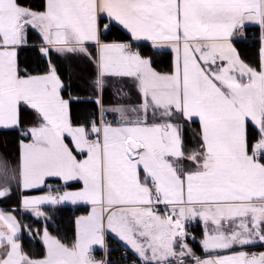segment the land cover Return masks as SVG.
<instances>
[{
    "label": "snow or ice",
    "instance_id": "obj_1",
    "mask_svg": "<svg viewBox=\"0 0 264 264\" xmlns=\"http://www.w3.org/2000/svg\"><path fill=\"white\" fill-rule=\"evenodd\" d=\"M249 25L259 29V70L233 44ZM114 30L127 39L108 41ZM30 34L43 72L21 61ZM68 54L96 69L97 108L83 120L54 62ZM161 56L169 71L158 70ZM113 80L130 81L139 103L106 108L100 96ZM191 124L194 151L183 139ZM0 131L19 137L15 166L0 157V199L13 182L47 189L0 209V264H108L92 254L106 231L143 264H264V252L250 251L264 247V0H45L40 10L0 0ZM63 204L90 206L75 240L45 226L36 235L46 254L29 257L19 211L47 220L42 206ZM197 221L203 257L187 243L186 224Z\"/></svg>",
    "mask_w": 264,
    "mask_h": 264
},
{
    "label": "trees",
    "instance_id": "obj_2",
    "mask_svg": "<svg viewBox=\"0 0 264 264\" xmlns=\"http://www.w3.org/2000/svg\"><path fill=\"white\" fill-rule=\"evenodd\" d=\"M26 2L37 10L45 0H26ZM258 29V26H252ZM30 47L21 54L22 63L28 67L29 71L43 72L47 65L41 58L40 53L36 50L41 43L39 36L30 34ZM108 41H121L127 39V33L114 30L106 36ZM235 47L241 55V58L250 66L259 70L260 63V44L258 39L249 41L236 40ZM92 51V49H89ZM169 57L161 56L159 58L158 70L169 71ZM58 73L62 80L68 86L72 96L78 97L79 101L73 105L74 114L78 115L81 120L96 111L97 106L93 103L97 99V91L93 85L96 69L82 54H68L67 56L54 57ZM32 119L31 114L26 115L25 122L29 123ZM199 126L191 124L186 126L183 133L184 146L187 150L194 151L198 148ZM19 137L10 132L0 131V153L9 161L16 162L18 159ZM4 205H6L3 202ZM19 210V209H17ZM86 207L58 206L49 210L53 222L33 218L30 214L19 211L18 217L23 224L24 234L21 237L23 251L33 259H40L46 254V247L42 244L36 235L38 229L47 226L49 232L60 239L63 243L71 244L76 238L75 219L78 215L85 213ZM194 249L201 253L202 248L198 243H193Z\"/></svg>",
    "mask_w": 264,
    "mask_h": 264
},
{
    "label": "crops",
    "instance_id": "obj_3",
    "mask_svg": "<svg viewBox=\"0 0 264 264\" xmlns=\"http://www.w3.org/2000/svg\"><path fill=\"white\" fill-rule=\"evenodd\" d=\"M252 26H255V25H249L248 27H252ZM235 41H233V44H234ZM234 47H235V44H234ZM118 88H123L124 91L126 93H128V95L125 97V96H121V95H118L117 94V89ZM132 98V100H136L137 102L135 104H131L130 101H126L125 99H129ZM100 99H101V102L103 103V105L106 107V108H111L112 106L116 105L118 102L120 103H125L129 106H136L138 103H139V96L137 95V93L135 92V90L131 87V82L128 81L127 83H124V82H118V81H111L110 83V86L106 87L103 91V93L101 94L100 96ZM106 114H109V115H112L114 117H116L118 119V114L116 113H106ZM0 157H3L4 159H6L1 153H0ZM7 160V159H6ZM8 161V160H7ZM9 165L14 167L16 162H9ZM50 183L52 184L53 188L52 190L54 191L55 189H57L58 187H60V184L58 181H50ZM68 190H75V189H68ZM47 191V189L42 192L40 190H32L31 192H25L24 190L20 189V190H17L16 189V185L15 183L13 182V194L10 196V197H6V198H3V199H0L2 202H4L6 204V206H8L7 208H0V209H3L5 211H8V210H11V209H19L20 207V200L22 198L23 195H32V196H38V195H43L45 194V192ZM58 206H70V207H86L87 208V211L85 213H82L80 215H78L75 219V229H76V233H77V220L79 219V217L81 216H86L89 214L90 212V206H86V205H72V204H63V205H56V206H49V205H45V206H42L41 210L43 212H45L46 216L48 217L47 220H45L44 217H40V218H36L33 214H31L30 212H25L23 211L24 213H27V214H30L33 218L35 219H38V220H41V221H44L46 223H49V222H53V219H52V216L49 212L50 209L52 208H55V207H58ZM13 214H16V213H13ZM163 214V213H161ZM17 219L20 221L19 217L17 216ZM21 222V221H20ZM198 222V221H197ZM22 225V232H21V237L23 236L24 234V227H23V224L21 223ZM49 231V230H48ZM203 224L202 222H198V226L197 228L194 229V237L195 239H191L189 238L187 240V243L189 244V246L193 249V251L203 257L205 254L203 252V249H202V252L199 253L197 252L195 249H194V246H193V243H198V245L202 248V245H201V241L203 239ZM50 233V232H49ZM51 234V233H50ZM52 235V234H51ZM54 236V235H52ZM106 236H111L113 237L120 245L128 248L129 250H131L139 259H141L138 254L131 248L130 245H128L125 241L121 240L115 233H112L110 231H106L105 234H104V243H105V237ZM39 237V236H38ZM56 237V236H54ZM57 238V237H56ZM40 239V237H39ZM58 239V238H57ZM41 241V240H40ZM20 244H21V241H19ZM104 246V245H103ZM103 246H100V245H94V251H98L100 249L103 248ZM22 247V245H21ZM251 249L255 250V252L259 253V252H264V247H260V246H256V247H252ZM142 261V260H141ZM143 262V261H142Z\"/></svg>",
    "mask_w": 264,
    "mask_h": 264
},
{
    "label": "built area",
    "instance_id": "obj_4",
    "mask_svg": "<svg viewBox=\"0 0 264 264\" xmlns=\"http://www.w3.org/2000/svg\"><path fill=\"white\" fill-rule=\"evenodd\" d=\"M259 34V29L256 28H246L242 35H240L236 40L249 41L252 39H257ZM105 119L109 121L116 120L115 117L105 114ZM163 206H161L162 208ZM0 208H5V206L0 201ZM197 227V222L186 224V231L190 234V237L194 235V229ZM255 252L254 250H250ZM93 256L97 261H107L108 264H143L141 259H139L134 253H132L128 248L120 245L116 240L110 236H106L105 243L102 249L93 252Z\"/></svg>",
    "mask_w": 264,
    "mask_h": 264
},
{
    "label": "rangeland",
    "instance_id": "obj_5",
    "mask_svg": "<svg viewBox=\"0 0 264 264\" xmlns=\"http://www.w3.org/2000/svg\"><path fill=\"white\" fill-rule=\"evenodd\" d=\"M125 100H126V101H128V100H129L131 104H135V103L137 102L136 100H135V101H134V100H132V98H130V97H129V99L127 98V99H125Z\"/></svg>",
    "mask_w": 264,
    "mask_h": 264
},
{
    "label": "bare ground",
    "instance_id": "obj_6",
    "mask_svg": "<svg viewBox=\"0 0 264 264\" xmlns=\"http://www.w3.org/2000/svg\"><path fill=\"white\" fill-rule=\"evenodd\" d=\"M77 208V207H76Z\"/></svg>",
    "mask_w": 264,
    "mask_h": 264
}]
</instances>
